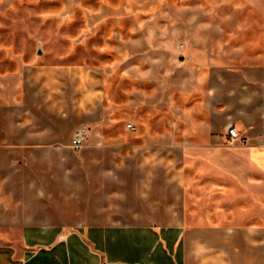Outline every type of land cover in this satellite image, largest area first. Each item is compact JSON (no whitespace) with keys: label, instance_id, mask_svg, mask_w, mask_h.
<instances>
[{"label":"crops","instance_id":"1","mask_svg":"<svg viewBox=\"0 0 264 264\" xmlns=\"http://www.w3.org/2000/svg\"><path fill=\"white\" fill-rule=\"evenodd\" d=\"M246 6L247 26L209 31L206 8L171 9L165 27L154 14L126 30L118 50L96 55L91 43L70 58L0 66V264H264V0ZM229 125L239 139L228 141ZM47 164L58 179L86 166L98 187L117 173L149 218L71 228L24 219L31 168ZM228 195L231 216L219 217Z\"/></svg>","mask_w":264,"mask_h":264},{"label":"rangeland","instance_id":"2","mask_svg":"<svg viewBox=\"0 0 264 264\" xmlns=\"http://www.w3.org/2000/svg\"><path fill=\"white\" fill-rule=\"evenodd\" d=\"M246 1L0 0V66L7 64L5 67H10L8 63L28 62L38 57L49 62L70 58L74 54L73 48L81 46L86 51L85 46L91 43L96 48V55L100 54L99 48L112 52L118 50L121 34L126 30L131 33L137 27L142 29L144 25L150 27L154 14L160 15V23L165 27V16L171 9L177 14H185L201 13L202 8H206L209 31L219 26L229 30L238 20L247 26ZM92 27L95 30L89 43L86 34ZM78 40H84L83 45H78ZM55 167L52 164L32 166V181L28 183L31 196L23 202L29 205L30 211L22 214L24 219L71 228L89 223H129L149 218L150 214L134 211L137 206L131 205L127 194L120 189L117 173H113L112 180L101 182L98 187L89 181L86 166L80 165L78 176L71 177L70 174L59 179ZM223 183L230 193V182ZM223 198L225 207L219 205L216 215L230 217L226 208L227 205L230 208V195ZM250 218V214H241L242 220Z\"/></svg>","mask_w":264,"mask_h":264},{"label":"built area","instance_id":"3","mask_svg":"<svg viewBox=\"0 0 264 264\" xmlns=\"http://www.w3.org/2000/svg\"><path fill=\"white\" fill-rule=\"evenodd\" d=\"M126 127L128 129H132L131 124H127ZM226 135H227L228 141L239 139L237 131L231 125L227 126ZM86 137H87V127L86 126H79L78 128H76L73 131L71 139H70L71 149L74 151L81 150L85 145Z\"/></svg>","mask_w":264,"mask_h":264}]
</instances>
